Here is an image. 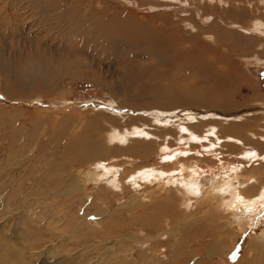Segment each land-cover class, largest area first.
Returning a JSON list of instances; mask_svg holds the SVG:
<instances>
[{"label":"rangeland","instance_id":"1","mask_svg":"<svg viewBox=\"0 0 264 264\" xmlns=\"http://www.w3.org/2000/svg\"><path fill=\"white\" fill-rule=\"evenodd\" d=\"M158 2L166 4L156 6L144 0H0V61L10 56L3 59L8 65L0 68V238L11 237L7 233L14 229L18 240L15 245L22 254H28V244L23 243L26 239H21L22 227L32 230V235L28 234L31 240L56 238L54 244H43L53 247L57 259L66 256L61 253L64 247L82 240L79 245L86 250L85 264H93L103 250L106 259L117 252L111 256V264H117L124 253H128L133 264H234L242 257V249L257 245L256 236L264 232L263 211L244 214L249 225L244 232L238 228L229 230L228 221H240L235 214L231 218L230 207H224L227 203L220 211L215 208L216 201H203L207 204L188 209L179 206V191L185 181L184 184L191 182L187 186L198 185V190H213L224 181L231 182L226 172L233 163L240 164L236 167L242 170L243 177L264 176V39L254 32V27L248 30L245 25L249 24L248 11L251 15H264V0H220L217 4L210 0ZM184 7L188 8L181 11ZM16 15L26 19L23 27L15 22ZM97 31L101 32L99 36ZM254 36L257 40H253ZM147 42L161 44L164 55L167 54V64L157 68V83H173L179 95L182 93V103L160 101L158 94L147 95L145 101L120 94L110 86L114 76L108 69L119 68L123 60L136 59L142 68L157 61L153 45ZM47 44L60 49L70 47L73 51L53 56L54 67L49 72L37 73L35 80L28 78L23 69L6 67L11 63L24 66L35 51L41 54ZM164 72L167 73L161 76ZM215 74L225 84L214 85L209 78ZM154 106L170 107L168 110L174 113L159 114L151 111ZM109 116L125 126L127 122L129 129L139 126L152 134L167 132L159 137L154 134V147L148 144L150 140L145 141L141 145L147 149L145 153L141 154L138 148L135 153L129 152L131 143H114L102 155L95 156L89 148L92 135H101L104 127L128 129L109 120ZM192 116L195 119L190 122ZM158 120L166 121V125ZM186 122L198 124L196 133L207 139L190 142V146L178 141L181 135L189 136L177 128L179 124L187 125ZM168 150H178L177 160H183L184 165H197L196 176H190L189 172L195 173L193 168L186 173L170 162L163 163ZM103 163L114 169L113 175L105 174L99 166ZM145 164H154L167 173L177 167L179 172L176 179H164L163 189L151 188V184L140 186L132 179ZM93 172L101 178L95 179ZM114 175L119 189L111 183ZM233 182L240 188L237 181ZM250 186L249 194H258V185ZM228 192L226 189L221 194L223 201L231 199ZM7 201L11 211L6 210ZM168 210L175 214L174 218ZM208 210L212 217L224 210L225 216L208 221V229L213 231L207 229L205 233L206 228L202 229L198 221ZM11 216L13 220L5 221V217ZM51 218L61 219L67 229L50 235L47 223ZM82 221L85 222L77 225ZM37 224L41 226L38 228ZM203 233L204 239L199 242ZM196 241L197 246L214 243L197 256ZM59 244L62 245L57 248ZM13 256L6 255L5 264H17V257ZM253 257L251 254L245 259L250 261ZM106 259L104 263L101 259V263L106 264ZM245 259L238 264H247ZM39 261L31 264H58L53 260Z\"/></svg>","mask_w":264,"mask_h":264},{"label":"bare ground","instance_id":"2","mask_svg":"<svg viewBox=\"0 0 264 264\" xmlns=\"http://www.w3.org/2000/svg\"><path fill=\"white\" fill-rule=\"evenodd\" d=\"M142 1V0H141ZM160 1H164V0H160ZM168 1V0H167ZM172 2H175V3H178L179 0H171ZM192 1V0H191ZM209 1V0H208ZM145 3H148V4H154L156 6H164L166 3H160L158 2V0H144ZM181 3V1H180ZM183 3V2H182ZM186 3V2H185ZM210 3H220V0H210ZM179 4V3H178ZM189 6V5H188ZM185 8L182 9L181 8V11H185ZM188 8V7H187ZM186 8V9H187ZM190 8V6H189ZM191 9V8H190ZM201 10V9H200ZM188 11V10H187ZM247 12V11H246ZM253 12V11H252ZM245 13V12H243ZM248 14L246 15L249 19V24H245L247 25V28L248 30L251 28V27H254L255 31L254 32H259L261 35H262V38L261 39H264V15L263 14H252L248 11L247 12ZM255 13V12H254ZM220 18V17H218ZM14 19H15V22H17L18 24L21 25V27H23V23H24V20L26 21V19H22V17L20 16H14ZM213 20H215L213 18ZM98 30V29H97ZM247 30V29H246ZM251 30V29H250ZM253 32V30H252ZM95 34L97 36H99L101 34L100 31H97L95 32ZM92 36V34H91ZM252 39V38H251ZM253 40H257L254 36ZM150 41V40H148ZM153 41V40H152ZM151 41V42H152ZM253 42V41H252ZM148 43V42H147ZM161 43V41H160ZM151 44L153 45V49H154V54L157 55V61H155L154 63H152L151 65H146L147 67H144L143 68L141 67V63H139L140 61L136 60V59H128V60H123V64H119V68L118 67H113L114 69L111 70V69H108L110 71H113L112 72V75L111 76H114V77H111L110 78V86H113V88H116L118 90V92L120 94L122 93H126L127 96H136L137 98L139 99H144L145 101H147L145 98L147 97V95H151V94H158L159 97H157V99H160V101H167V100H174V101H179L182 103L181 101V97L180 95L182 96V93L179 95V93L175 90L176 87L174 86L173 83H166L165 85H161L159 83H157L158 81V74H157V68L161 65H166L167 63V58H165L164 55L165 54V51L162 47H160L159 44H157L156 42L154 43H148V45ZM253 44V43H252ZM255 44V43H254ZM256 45V44H255ZM254 45V46H255ZM258 45V44H257ZM151 47V46H150ZM73 51V49H70V47H66L65 49H60V48H56V47H52V46H49L48 44L43 46L42 49H41V54L40 52H34V54L31 56V60H28L27 63L24 64V66L22 65H19V64H16V63H11L9 66H6L8 69L9 68H12L14 70H19V69H23L27 72V76L28 78L30 79H33L35 80V77H36V74L37 73H41L42 71L45 72H49L48 70L52 67H54V60H53V56H61L63 54H71V52ZM150 51V50H149ZM152 51V50H151ZM152 52V53H153ZM174 54V53H173ZM119 55V54H118ZM122 55V54H121ZM247 55V54H245ZM251 55V54H250ZM256 55V54H255ZM260 55V54H259ZM253 56V54H252ZM4 57V56H3ZM10 57V56H9ZM9 57H6L5 58H9ZM248 57V56H247ZM3 58V59H5ZM49 58V59H48ZM51 58V59H50ZM170 58V57H169ZM178 58V57H177ZM259 58H261L259 56ZM258 58V59H259ZM1 59L0 61V68L3 70L4 68V65H5V61ZM48 60H50L48 62ZM66 60V59H64ZM172 60V59H171ZM261 61V60H260ZM3 62V63H2ZM152 62V61H151ZM173 62V61H172ZM263 62V61H262ZM4 64V65H3ZM7 64V63H6ZM150 64V63H149ZM238 64H241V63H238ZM8 65V64H7ZM83 69H87L86 66H83V65H80ZM170 66V65H169ZM168 66V67H169ZM218 66V65H217ZM149 67V68H148ZM229 67V66H228ZM236 67V66H235ZM5 68V69H7ZM161 68V67H160ZM172 68V67H171ZM170 69V68H169ZM229 69V68H228ZM160 70V69H159ZM199 70V69H198ZM231 70V69H230ZM162 71V70H161ZM160 71V72H161ZM240 71V70H238ZM168 72V71H167ZM166 72V73H167ZM83 73H85V71H83ZM165 72L164 73H161V76H163V74H166ZM232 73V72H231ZM210 74V73H209ZM232 75V74H231ZM230 75V76H231ZM229 77V76H228ZM243 77V76H241ZM164 78V77H163ZM162 79V78H161ZM164 79H167V78H164ZM208 79V77H207ZM212 80V83L216 86H222V84H225V82L223 81V78L220 77L219 75L215 74L212 78H209ZM208 79V80H209ZM231 79V78H230ZM229 79V80H230ZM236 79V78H235ZM162 81V80H161ZM163 82V81H162ZM161 83V82H160ZM126 88V90H125ZM129 88V90L131 91V93H128L130 91H127V89ZM181 88V87H180ZM184 88V87H182ZM181 88V89H182ZM178 90V89H177ZM215 90V89H214ZM213 90V91H214ZM199 91V90H198ZM187 92V91H185ZM184 92V93H185ZM196 92V91H195ZM210 92V91H209ZM212 93V92H211ZM131 94V95H130ZM169 95H174L171 99L169 98ZM179 95V97H178ZM192 95L195 96V93L192 92ZM177 96V97H176ZM197 97V95H196ZM155 98V97H154ZM148 99V98H147ZM188 100V99H187ZM212 100V99H211ZM187 103V102H186ZM192 103V102H191ZM219 104V103H218ZM157 105V104H155ZM160 106H154L152 107L151 111H157L159 114H169L170 111L172 110H168L170 109V107H160ZM162 108V109H161ZM161 109V110H160ZM187 109V108H186ZM165 110V111H164ZM188 111H192V109H187ZM230 112V111H229ZM243 112V111H242ZM252 112V111H250ZM254 112V111H253ZM172 113H174V111H172ZM227 113V112H226ZM240 113V112H239ZM214 114V113H213ZM220 114V113H219ZM157 115V114H155ZM174 115V114H173ZM193 115V114H192ZM216 115V114H215ZM234 115H237V114H231L232 117H234ZM120 116V115H119ZM158 116V115H157ZM164 116V115H163ZM222 117H227V115H221ZM229 116V115H228ZM230 116V117H231ZM187 117V116H186ZM190 117V116H189ZM210 117V116H209ZM119 118V117H118ZM109 120H111L112 122H118V126H125L123 124H121L120 121H117L116 117H112V116H109L108 118ZM120 119V118H119ZM158 119V117H157ZM195 119L193 116L192 118L188 119L190 122H192V120ZM235 120V119H234ZM159 123H164V125H166V121H160L158 120ZM174 121V120H173ZM225 121V120H224ZM227 121V120H226ZM229 122V121H228ZM171 123V122H170ZM168 123V124H170ZM220 123V121H219ZM226 124H228L227 122H225ZM115 124V123H114ZM128 123L126 122V126L124 128H128L127 130L117 127V126H113V127H110L109 129L104 127L105 130L102 131L103 133L99 136L98 135H92L89 140H92V143L89 144V148H91L92 150V153L95 155V156H100L102 155V153H104L105 150L109 149L110 146L114 145V143H119L121 144L120 146H126L127 144H133V146L129 147L130 149L129 152H133L135 153L137 150V148L140 150L141 154L147 150V149H144L141 147V145L143 144H146L145 141L147 140H150L148 144H151V147L154 145L155 141H154V137H156L155 135H157L156 133L152 134L150 132H145L143 129H141L139 126H134V128L132 129H129ZM187 125L185 124H179L178 125V129L183 133H187L189 134L188 138L181 135V137L179 138L178 141L180 142H184L185 141V145L187 146H190L191 143H194L193 141H196L197 142H202L204 139H207V138H202L201 136H198V134L196 133L197 132V127H198V124L196 125H190L186 122ZM237 126H242L241 124H237ZM214 128V127H213ZM218 129V128H216ZM125 130V131H124ZM241 131V130H240ZM164 132H167L165 130H162L158 133V137L160 135H164ZM210 134H214L216 135V133L214 131H209ZM123 135L122 137H120L119 135ZM167 135V134H166ZM241 135V134H240ZM177 136V134H176ZM218 136V135H217ZM216 136V137H217ZM210 137H213L214 136H210ZM151 138V139H150ZM153 138V139H152ZM157 138V137H156ZM155 138V140H157ZM250 137H247L246 139H248ZM220 139V138H219ZM227 139V138H226ZM225 139V140H226ZM164 140V139H163ZM211 140V139H210ZM219 141V140H218ZM237 141V140H235ZM244 142V141H242ZM250 142V141H249ZM248 142V143H249ZM254 142V141H252ZM166 143V142H164ZM220 143H221V140H220ZM219 144V143H217ZM216 144V145H217ZM156 145V144H155ZM154 145V146H155ZM169 147L173 149V146L170 145L168 143ZM244 145V144H243ZM153 146V147H154ZM164 146V145H162ZM160 146V148L162 147ZM150 147V148H151ZM167 147L165 146L162 147V149H166ZM168 148V149H170ZM197 148V147H196ZM194 148V149H196ZM227 148V147H226ZM171 149V150H172ZM182 149V148H181ZM134 150V151H133ZM167 150V149H166ZM162 151V150H161ZM177 153H178V150H176ZM152 152V151H151ZM168 153H166V156L163 157V163L164 162H170L172 163L173 166H179L181 167L180 169L186 173L189 172V170H191V168H198L196 167L197 165L191 167L189 165H184L182 163V161L180 162V160H177L178 159V154L176 152L173 151H167ZM184 152V151H182ZM145 153V152H144ZM169 154V155H168ZM163 155V154H161ZM139 156V155H138ZM181 156V154H180ZM136 157V156H135ZM254 157V156H253ZM262 157V156H260ZM259 157V158H260ZM120 158V157H119ZM134 159V158H133ZM140 160V159H139ZM173 160H177L176 162H173ZM134 162V161H133ZM236 162V161H235ZM146 163V162H145ZM178 163V164H177ZM140 164V163H139ZM142 164V163H141ZM167 164V163H166ZM124 165V164H123ZM154 164H151V165H146L145 166H142L140 169H138L137 173H135L133 176H134V179H132L133 182H135L136 184L138 185H142V186H147L149 184H151V188L154 186L156 189H163L165 188V184L163 183L164 179L167 178L170 176V178L174 177L176 179V175L177 173L179 172L172 170V171H169V173H167L166 171H162L161 169H158V168H155V166H153ZM170 165V164H169ZM181 165V166H180ZM235 165V166H234ZM240 165V164H239ZM238 164L236 163H233V164H230L227 168V172L229 174V177L231 179V182L228 181H224L223 185L221 184L220 186H218L217 188L214 187V189H210V190H206L205 187H202L200 188L201 190H198L196 189L197 186H193L192 184L190 186H187V184H190V183H187V184H184L186 183V181L183 183L182 186H180V198H179V206H187L188 209H191V207L193 206H196L200 203H204L203 201H208L209 203L212 202V201H216V204H217V208L219 211L220 209H222L223 207V204L224 203H227V204H224V207L225 208H228L230 207V210L233 214H230L231 215V218H233L232 216L235 214L236 215V218H237V221L239 220L240 223H235L233 220L232 221H228L227 222V227H229L230 229L229 230H234L235 228H238L239 230H241V232H244L246 227H247V222H246V217L247 215H244V214H248L249 216L251 214H253L254 211H258L261 212L263 211V214H264V176H261L259 178H249V177H243L244 175L242 174V170L241 169H238L237 167H239ZM100 167H102V169H104L105 171V174L110 176L111 174L113 175L114 173L111 171V170H114L113 168L111 167H108L107 165H105L104 163L102 165H99ZM98 166V167H99ZM105 166V167H104ZM140 166V165H138ZM157 166V165H156ZM237 166V167H236ZM97 167V168H98ZM136 167V166H135ZM165 167V166H164ZM167 167V166H166ZM178 167V168H179ZM225 168V167H224ZM180 171V172H182ZM191 171H194L195 173L193 172H189L190 173V176L191 178L196 176L197 172H196V169L194 170H191ZM203 172V171H202ZM245 172V171H244ZM104 173V172H103ZM93 175V177H95V179H99L101 178L97 172H93L91 173ZM115 174H116V171H115ZM124 174V173H123ZM171 174V175H169ZM105 175V176H106ZM183 175V173H182ZM188 176V175H187ZM217 176V175H216ZM136 177V178H135ZM226 177V176H225ZM228 177V175H227ZM124 178V176H123ZM133 178V177H131ZM173 178V179H174ZM198 178V177H197ZM196 178V179H197ZM194 178V180H196ZM111 183L115 185V189H119V185H117V183H119L118 179L115 178V175H114V178L111 179ZM128 179H126L125 181H127ZM186 180H189L186 179ZM125 181H122L121 185L123 187V189L125 188ZM174 181V180H173ZM192 181V180H191ZM207 181V180H206ZM215 181V180H214ZM233 181H237V183L239 184L238 186L240 188H236L237 186H235V182ZM141 182V183H140ZM200 182V181H199ZM140 183V184H139ZM169 183V181H168ZM234 183V184H233ZM167 184V182H166ZM202 184V183H201ZM250 184H257L258 185V194H254V195H250L249 194V189L251 188ZM128 186V185H127ZM139 186V187H140ZM235 186V187H234ZM254 186V185H253ZM148 187V186H147ZM80 188V187H79ZM213 188V187H212ZM234 188V189H233ZM253 188H256V187H253ZM230 190L231 194H230V200H228V202L225 200L223 201L222 199V196L221 194L223 193L224 190ZM241 189V190H239ZM82 189L80 188V191ZM127 190V189H126ZM149 190V189H147ZM152 190V189H151ZM197 190V191H196ZM71 191V190H70ZM146 192V191H145ZM228 192V193H230ZM260 192V193H259ZM224 194V193H223ZM48 196V195H47ZM130 196V195H129ZM47 198V197H46ZM130 198V197H129ZM133 198V197H132ZM178 198V197H177ZM134 199V198H133ZM196 200H199V201H196ZM25 204H28V201L25 200ZM166 201V200H165ZM159 202V201H158ZM62 204V203H61ZM161 204V202H160ZM172 204V203H170ZM177 204V203H176ZM191 204V205H190ZM205 204V203H204ZM207 204V202H206ZM205 204V205H206ZM159 205V204H158ZM157 205V208H159ZM163 205V204H162ZM126 206V205H125ZM168 203H167V209H168ZM133 207V206H132ZM262 207V209H261ZM63 208V207H62ZM162 208V207H161ZM171 207L169 206V209ZM198 209V207H196ZM200 208V206H199ZM203 208V207H202ZM261 209V210H260ZM6 210L8 211H11V207L9 205V202L7 201L6 202ZM170 212V210H168ZM209 211V210H208ZM228 211V210H227ZM225 212H226V209H225ZM230 213V211H228ZM34 216L37 215L38 219H41V216H38V214L32 212ZM56 213V212H55ZM171 213V212H170ZM210 213V211H209ZM208 212H206V214L198 221V223H201L202 224V229L203 228H206L205 229V233L208 229V226L210 224H208V221L209 223H211L214 219L215 220H219V219H222L223 216H225L224 214V210L223 212H221L220 214H217V212H215L216 214L214 215V217L210 216L211 213L209 214ZM219 213V212H218ZM227 213V212H226ZM204 214V213H203ZM209 214V215H208ZM262 214V212H261ZM11 215V214H10ZM9 215V216H10ZM133 215V214H132ZM234 215V217H235ZM239 215V216H238ZM244 215V216H243ZM144 216V215H143ZM162 216H164L162 214ZM171 218H174L175 214L172 212L170 214ZM259 216V215H258ZM36 217V218H37ZM34 218V219H36ZM249 218V217H248ZM9 219H12L13 220V216L9 217V218H6L5 217V221H9ZM34 219H31L32 221ZM49 219V218H48ZM133 219V218H132ZM159 219V218H158ZM229 219V218H227ZM61 220V219H60ZM59 219H54V218H51L48 223H47V230H48V233L50 235L53 236V233L54 232H58V231H63V230H66V228H63V225L61 224V221ZM135 220V219H134ZM161 220V223H162V217L160 218ZM211 220V221H210ZM255 220V219H254ZM260 220V219H258ZM249 221V220H248ZM83 222L85 221H82L80 222L79 224L77 225H80L82 224ZM160 222V221H159ZM250 222V221H249ZM259 222V221H258ZM41 223V222H40ZM159 224V223H158ZM196 223H193L192 225L194 226ZM253 224V223H252ZM76 225V226H77ZM142 225V224H141ZM216 225V224H215ZM14 226V225H13ZM41 224H37L36 227H40ZM249 226V225H248ZM258 226V225H257ZM256 226V227H257ZM209 230V229H208ZM10 232L7 233V235H11L10 236H5L6 238H0V244L3 243L1 246H3V251L0 252V262L1 264H5V260L7 259L6 258V255H15L17 257V261L18 263L17 264H31L32 262H38L39 260L40 261H44V262H49L50 260H53L55 263H58V264H85L86 263V253H85V248L81 249L80 248V245L82 243V240L79 242V240L77 239L76 242L72 245V246H66L64 247L62 250L63 252L61 253H64V255H66L65 257L61 258V259H57L56 257H54V253H53V247L52 246H48V247H45L46 244H43V243H46L47 241H50L52 242V244H54L56 242V238L54 239V237H39L38 238H35L33 237V239L31 240L29 238V235H32L31 231L32 230H28V229H24L22 227V236H21V239L23 241V243H27L28 244V254H22L20 252V249H18L15 245V243L18 242L17 238L14 236V229L13 230H9ZM175 230H173L174 232ZM177 231V230H176ZM209 231H213L212 230H209ZM248 231V230H247ZM255 231V230H254ZM205 233L201 234L199 236V239L198 241L200 242L202 239H204V236H205ZM29 234V235H28ZM74 235L76 233H73ZM115 234V233H114ZM174 234V233H173ZM209 234V237H212V238H215L216 235H214L213 233H208ZM42 235V234H40ZM207 235V234H206ZM73 236V235H72ZM178 236V235H177ZM179 236H180V233H179ZM218 236V235H217ZM174 237V236H173ZM81 238V237H80ZM217 238V237H216ZM63 239V238H62ZM263 239V241H261ZM17 240V242L15 241ZM66 241V240H64ZM198 241H196L194 244L197 246L198 244ZM264 245V232H262L261 235L259 236H256V240H255V243H257L256 246H253L249 249H242L240 251V258H238V262L234 263V264H238L239 261L243 260V258L245 259L248 255L251 256V254H254V257H253V260H250L248 261L247 259H245L244 261L247 262V264H264V246H262V243ZM78 243V244H77ZM86 243V242H85ZM176 244L178 242H175ZM214 242H211V244H205V243H200L201 245L197 246L196 248V254L197 256H199L198 253H202L204 251V248H206V246H211ZM241 244V243H240ZM62 245V244H61ZM61 245L59 244L57 248H60ZM20 246V245H19ZM76 248L74 249L73 247ZM86 246V245H85ZM176 246V245H175ZM240 246V245H239ZM250 246V245H249ZM45 247V248H44ZM26 248V247H25ZM43 248V251H41V249ZM56 248V247H55ZM80 248V249H79ZM213 248V247H212ZM78 249V250H77ZM109 250H112V248H108V251ZM11 251V253L13 254H9V252ZM24 253H25V250H23ZM90 251V250H89ZM27 252V251H26ZM105 252L106 251H101L100 252V256L98 257H95L96 259H94L93 261V264H103L105 262V259L106 258H103L105 256ZM88 253V252H87ZM113 253H117V252H112L111 254H109V258L106 259V264H111V256L113 255ZM125 254V253H124ZM122 254L121 256V259H119V261L117 262V264H133L130 260H128V253L127 254ZM25 255V256H24ZM13 256V257H15ZM201 256H204V254L200 255ZM229 257V256H228ZM239 257V256H238ZM101 259L103 261V263H101ZM113 259V258H112ZM116 259V258H115ZM16 260V259H15ZM90 260H93L90 259ZM39 261V262H40ZM114 261V260H113ZM16 263V262H15ZM34 263V264H35ZM91 264H92V261H91ZM116 264V263H115Z\"/></svg>","mask_w":264,"mask_h":264}]
</instances>
